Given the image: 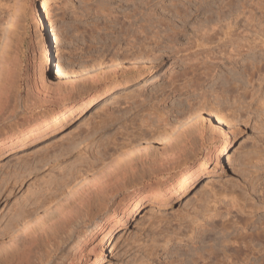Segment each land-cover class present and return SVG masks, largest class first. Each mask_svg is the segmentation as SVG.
<instances>
[{
  "label": "rangeland",
  "instance_id": "obj_1",
  "mask_svg": "<svg viewBox=\"0 0 264 264\" xmlns=\"http://www.w3.org/2000/svg\"><path fill=\"white\" fill-rule=\"evenodd\" d=\"M146 1L50 0L48 20L58 37L53 54L64 70L76 75L62 77L55 75L51 61L42 58L34 12L40 0H20L14 17L15 0L0 7V69L12 70L8 102L0 111V135L21 130L33 117L103 89L95 104L60 129L0 154V264L15 261L18 238L25 236L33 238L28 264H51L59 253L71 255L68 264H83L94 258L97 247L105 251L99 264H264V117L255 110L264 102V92L260 102L240 115L228 107L219 120L208 110L217 91L225 94L227 106L234 102L236 92L228 89V81L248 85L251 79L257 86L261 81L259 68L242 65L263 57L264 49L243 52L237 67L227 56L236 42L264 36V0H232L244 14L231 34H227L232 18L226 7L231 0H152L150 6ZM128 13L146 15L156 27L162 23L166 32L177 26L182 34L168 37L167 45L140 66L100 70V60L107 57L102 65H110L109 59L123 51L104 48L116 36L105 24L125 20ZM207 22L211 26L206 30ZM205 34H212L213 40L203 48L217 55L209 58L213 66L209 75L194 70L203 48L193 44ZM203 103H208L207 109ZM192 108L196 110L190 115ZM191 122L202 125V139L191 133L193 140L174 161L159 164L161 145L178 142V137L169 136ZM217 125L230 129L223 167L211 163L209 172L171 203H145L95 249L87 247L98 236L80 246L75 236L63 238L57 216L66 200L74 197L70 193L77 182L111 164L122 171L110 196H93L76 216L75 230L90 227L98 214L119 207L136 189L162 187L169 174L190 158L197 161L206 148H219L224 138ZM207 134L215 136L206 139ZM236 201L254 204L257 210H238ZM181 231L186 234L183 238L178 236Z\"/></svg>",
  "mask_w": 264,
  "mask_h": 264
},
{
  "label": "bare ground",
  "instance_id": "obj_2",
  "mask_svg": "<svg viewBox=\"0 0 264 264\" xmlns=\"http://www.w3.org/2000/svg\"><path fill=\"white\" fill-rule=\"evenodd\" d=\"M6 1L7 0H0V7L5 4ZM49 1L50 0H40V5L37 6L34 11L36 16L35 20L37 25L39 26V34L42 41V58L45 62L51 61L53 63V70L57 77L76 76L74 75V73L69 74L66 70H64L55 59V55L53 54V48L56 46L58 37L55 36L51 21L48 20ZM152 4V0H147L145 2V5L147 6H150ZM14 6L15 11L11 13V17H14L15 12L19 10L20 0H15ZM201 6L202 4L198 7L200 8ZM238 6L240 5L234 6V2H232V0L229 1L226 5L229 11V15L232 18V21H230L228 26L229 31L227 32V34H231V29H233L235 24L240 21V16L244 14L243 9ZM154 9H156V6H154ZM205 11H207V8H205ZM138 15V13H128L126 15L127 18L125 17V20L115 18L111 21L112 23L105 24L106 28H110L116 32V36L113 37L110 42H108V40L107 42L104 40L106 42L104 43V48H107L106 50L109 49V51L112 48H116L117 53H121L118 52L120 49H122L123 51L121 55L115 53V55L109 59V61L112 63L110 65H102L107 57L100 60V62H98L99 64H101L100 70L101 68H111L113 69V71H117L118 68H122L124 66L128 68H135L136 66H140L142 64L141 62L146 61L150 54H153L156 49H162L167 45V43L165 42L167 41L168 37L175 39L176 36L182 34L181 32L183 30L179 29V27L177 26H174L172 28V31L166 32V28L163 27L162 23H160L158 27H156L157 23L150 22L148 16L146 17V15H144L145 17L143 16L144 18H142ZM139 20L143 21L139 22ZM17 22H19V17H16L14 19V23L17 24ZM209 23L210 22L206 23V30L209 26H211V24L209 25ZM46 33L49 34V39H46ZM237 36L239 37V35ZM260 38L261 39L259 41L264 43V36ZM212 40V34H205L202 35L201 38H198L196 41L194 40L195 42L193 45L203 48L205 44H208V42ZM256 40L257 36L254 39L246 38V40H241L238 42H236L237 40L235 39V46L231 49L230 55L227 56V59H232V67L238 66V58L243 55V52L249 51L251 49H264V45L259 47L260 42ZM206 50L207 47H204L203 50H201L200 53L203 54V58L198 62V64L195 65L194 70L196 71L203 69L201 73L209 75L213 70V66H211V60H209V58L217 57V55L211 54ZM198 52L199 50L196 51V53ZM197 57L198 56H195L194 59H197ZM242 66H244V68L249 66H251L252 68H259V70L257 69V72H259L261 81L258 82V86L253 83L251 79L248 80V85L241 84L236 80H231V82L228 81V89L236 92L234 96V102L229 106H227L229 101L224 96L225 94L223 95V93H218L217 91V93H215V104H212L211 109L208 110L209 113L214 114L219 120L224 119V116H222L220 113H225L226 108L228 107H235L240 115L243 111L248 112L250 110V105L260 102L259 100L263 99L262 93L264 92V90L262 85L264 84V73H262L261 71H264V56L260 57L259 59L255 58L246 61ZM5 70L0 69V111H2L6 107V103L8 102V95L10 94L9 82L11 80L9 79V77H11L12 70L11 68H6ZM3 78H5V80ZM249 82L251 84H249ZM42 84H46V82ZM49 85L52 84L49 83ZM91 88L95 89L96 84ZM102 90L103 89L96 92L93 91L94 93H90L86 97H81L80 99H77L78 97H76L73 104L56 109L52 113L47 112L40 116L33 117L32 120L29 121V125H27L25 128L0 135V154L11 151L13 148L24 147L28 143L37 141L47 136L50 132H54L60 129L76 115L80 114L81 112L85 111L90 106L95 104L102 96ZM226 91H228L227 88ZM247 97H250V100L247 101L246 105H242V102L245 101ZM202 106L207 109L208 103H203ZM202 106H200L199 108H201ZM195 110L196 108H192L188 111V113L194 112ZM255 110L258 112L261 119H263L264 102L260 104L258 103ZM213 111H216L217 113H214ZM234 113L235 112H233V114ZM191 114L193 113H190V115ZM194 123L191 122L189 126L179 130L175 136H169V139H175L176 137H178V142L165 141V143L161 145L159 158L160 162H158L159 164L166 165L174 161L180 155V153L183 152L185 145L189 144L193 140L194 136H192L191 133H195L193 135H195L197 139H202L204 135L203 128H201L202 125L199 126V122L198 124ZM216 127H218V125ZM218 128L224 138L219 148L217 146L206 148L200 154L197 161L194 162L192 158H190L187 164L183 165V167H177L171 174H169L168 182L165 185H162V187L136 189L129 194L127 201L122 202L119 207H115L110 212H107L106 209L98 214L95 217L94 221L91 223L90 227H82L81 229L78 228V230H75L74 223H77L76 216H79L78 214L84 211L86 205H89L90 200L93 199V196H97L100 198H103L104 196H110L119 185L118 178L119 174H121L122 171L114 166L116 164H111L107 168L97 172L95 176L88 179H83V182L80 181L82 184L80 182H77L75 190L70 193V195L74 197L69 199L68 201L66 200L67 203L60 208L57 216V220H59L62 229L63 238L75 236L78 245L80 246L82 244H85V242H87L88 240H92L94 237L98 236L96 242L92 244L90 243V245L87 247V249H95L99 242H103L107 239L109 240L116 229L125 226V224L140 211L145 203L156 202V204L160 206L171 203L172 201L177 199V197L186 193L200 179V177L205 175L206 172H209L208 166L211 163H214L215 166H219L220 168L223 167L225 164L223 155H226L228 153V147L230 143L227 140V135L230 132V129H224L220 126ZM214 136L215 134H207L205 138L211 139ZM260 159L261 156H259L257 160V166L259 165L258 163H260ZM213 194L215 195V193ZM238 198L241 201L242 197ZM236 202L233 203V205L238 208V210H244L247 208L248 210H251L250 212L252 213V211L257 208L254 204L248 205V207L246 203L240 204L238 203V201ZM185 235L186 234L184 231H181L178 234L179 238H183ZM32 241V236L18 238L17 255L15 261L12 262V264H28V255L30 253L31 247L30 245H33ZM60 243V241H58V243H54L50 250H48L49 252L47 254V257L50 255L51 251H53L54 247ZM59 255V257L54 258L55 260H53L51 264H68L71 255L65 253L64 255L59 253ZM104 258V248L97 247L94 258L90 262H86L83 264H99Z\"/></svg>",
  "mask_w": 264,
  "mask_h": 264
}]
</instances>
